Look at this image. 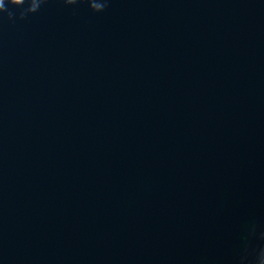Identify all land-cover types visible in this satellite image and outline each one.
Here are the masks:
<instances>
[{"label": "water", "instance_id": "water-1", "mask_svg": "<svg viewBox=\"0 0 264 264\" xmlns=\"http://www.w3.org/2000/svg\"><path fill=\"white\" fill-rule=\"evenodd\" d=\"M6 6L0 264H260L264 0Z\"/></svg>", "mask_w": 264, "mask_h": 264}, {"label": "clouds", "instance_id": "clouds-1", "mask_svg": "<svg viewBox=\"0 0 264 264\" xmlns=\"http://www.w3.org/2000/svg\"><path fill=\"white\" fill-rule=\"evenodd\" d=\"M28 3L29 7L25 13H22L21 18H23L27 13H36L40 10L41 6L47 2V0H0V12H7V4L14 6H22ZM67 5H76L78 0H64ZM90 8L92 11L99 13L105 11L108 0H88ZM12 13L9 12V18L12 17ZM260 264H264V253L261 254Z\"/></svg>", "mask_w": 264, "mask_h": 264}]
</instances>
